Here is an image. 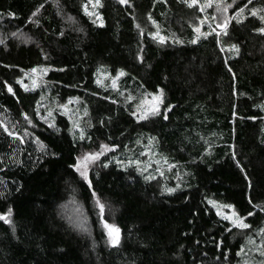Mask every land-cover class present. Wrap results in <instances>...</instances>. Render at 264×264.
<instances>
[{
	"label": "trees",
	"instance_id": "16d2710c",
	"mask_svg": "<svg viewBox=\"0 0 264 264\" xmlns=\"http://www.w3.org/2000/svg\"><path fill=\"white\" fill-rule=\"evenodd\" d=\"M89 1L0 0V115L10 121L0 119V215L11 220H0V264L252 260L244 249L264 250V0H221L237 14L224 32L205 26L198 37L191 22L205 0H100L102 24L85 13ZM155 23L170 40L152 37ZM38 68L41 86L23 88ZM101 70L124 72L129 93L160 91L159 114L138 119L97 83ZM73 99L80 131L64 114L43 118ZM145 150L162 175L141 170ZM97 152L85 180L72 166ZM105 222L119 228L118 246Z\"/></svg>",
	"mask_w": 264,
	"mask_h": 264
},
{
	"label": "rangeland",
	"instance_id": "374dc122",
	"mask_svg": "<svg viewBox=\"0 0 264 264\" xmlns=\"http://www.w3.org/2000/svg\"><path fill=\"white\" fill-rule=\"evenodd\" d=\"M191 6L195 5L192 4L191 1L189 2ZM196 3H199L197 0ZM200 4V3H199ZM217 4H220L221 7H224L225 5L228 6L227 12H220L217 10ZM233 4L223 2L221 0H205L204 4L200 5V8L198 10L201 12V15L199 16V20L197 22H194V20L191 22V25H193L197 37L202 35L204 33V27H212L217 31L218 34L224 32L235 15L237 13L233 12ZM99 4H95V0H90L89 3L85 6L84 11L85 13L91 17L94 21H97L98 24H102L101 17L99 14ZM225 19L227 20V26L226 28L218 27V25H222L225 22ZM155 32L152 33V37L156 39L158 42L161 41V37H163V42L166 40H170L171 38L168 37L164 33L163 27L161 28L158 24L155 23ZM196 29H199V32L196 31ZM23 38V37H22ZM24 40L28 41V38H23ZM45 73V70L42 68L36 69L35 72H32V70L25 73L24 77L20 80V84L23 88L30 90V89H36L41 86L42 82V76ZM123 73V74H121ZM124 72H120L116 75H111L109 72L101 70L98 73L97 77V83L104 89L111 90L113 94L120 96L122 99H124L126 102L130 103V105L133 107L134 114L138 119H141L140 116L143 113L145 115V118L150 117L154 115L150 108L153 104L158 106V109H161L162 102L153 100V97L160 96L163 100L162 94L160 91L156 93H150L144 91L142 88H137L136 93H129L128 89L124 87ZM51 113V115H49ZM64 114L66 115L73 123L74 127L77 131L81 130L80 121L82 119V112L77 107V101L76 100H69L64 104H59L56 106V108H48L46 109L43 118L47 120L49 123L52 122V119L57 114ZM143 118V119H145ZM0 119L3 121V123L9 124L10 121L7 117L4 115H0ZM26 139H29L30 136L28 134H25ZM144 161L140 164V168L143 171L148 172L149 174H153V177H157L158 175H162V168H159L158 164V158H156L151 151H144ZM169 167V166H168ZM167 167V168H168ZM217 214L224 219L225 216L230 217L231 219H225L229 221L231 224H233V220L239 217L232 207H227L228 205H222L220 203H214L213 204ZM235 214V215H233ZM240 218V217H239ZM76 223L78 224L80 229H85L87 224H84L81 220H76ZM234 225V224H233ZM83 226V227H81ZM104 230L106 232V235L108 237L107 240H109V236L107 233V229L105 228V225L103 226ZM120 236V235H119ZM253 241V240H252ZM254 242L248 243L249 246H253ZM259 249L251 250V247L248 249H244V252L242 254L243 258H246L248 260L249 258H252V260L247 261V264H254L253 263V256L257 257L260 254ZM261 262V259H259ZM261 264V263H260Z\"/></svg>",
	"mask_w": 264,
	"mask_h": 264
},
{
	"label": "snow or ice",
	"instance_id": "6c2138e0",
	"mask_svg": "<svg viewBox=\"0 0 264 264\" xmlns=\"http://www.w3.org/2000/svg\"><path fill=\"white\" fill-rule=\"evenodd\" d=\"M126 2H127V0H120V3H126ZM249 2H251V0H249ZM99 3H100V0H95V4H99ZM191 3L195 4L196 0H191ZM217 10L220 11V12H227L228 6L225 5L224 7H221L220 4H217ZM243 11H244L243 8L240 9V12H243ZM251 14L255 16L256 12L253 11ZM33 15H35V13ZM261 20H264V17H261ZM226 26H227V20L226 19H225L224 24L218 25V27H222V28H226ZM196 31L199 32V29H196ZM258 31L261 32V33H264V28H259ZM225 34H227V33H225ZM161 41L163 42V37H161ZM194 42L195 41H193V43ZM0 43H2V41H0ZM232 47L235 48V50L237 52L239 51L238 48H236L235 45H233ZM35 71H36V69H32V72H35ZM121 74H123V73H121ZM8 91L12 92V88L9 87ZM153 100L162 102V99H161L160 96L153 97ZM150 111L153 114H159L158 106L155 105V104L152 105V107L150 108ZM49 115H51V113H49ZM25 118L27 119V117H25ZM140 118L141 119L145 118V115L142 113ZM165 118H167V117L165 116ZM5 131H8L7 128H5ZM8 134L9 135H14V133H12V132H9ZM16 138L20 139V141L23 142V138L22 137L16 136ZM81 139H83V133L82 132H81ZM102 147L107 148V145H104ZM100 155H102L101 152L86 154L82 158H79L77 160V163L74 164L72 167L75 168V170L80 174V176L82 178L87 180L88 179V176H87V164H88V162L97 160ZM104 166L106 167L107 165H104ZM148 178L149 177H146V179H148ZM89 186H91V182L90 181H89ZM168 191L171 192V191H173V189H168ZM93 196H95V192H93ZM210 203L214 204L215 202H210ZM97 204L99 205L101 212H103L104 205L102 203H100L99 200H97ZM227 207H231V206L229 205ZM9 214H10V210H9ZM233 215H235V214H233ZM249 215H251V213H249ZM224 219H231V218L228 217V216H225ZM0 220H3L5 223L11 224V220L9 219L8 216L0 215ZM232 222H233V224L236 227L241 228V229H247V228L250 227L249 224L244 223L243 219L239 218V217L234 219ZM105 228L107 229V233H108V236H109V243L112 246H118L119 243H120V236H119L120 230H119V228H117V227H115L113 225H109V224H107V222H105ZM259 232L262 235H264V229H260ZM252 242L253 241H251V239H250L249 243H252ZM261 247H262V249H264V244H262ZM260 254H261V256H264V250H261ZM245 264H247V262H245ZM261 264H264V261H262Z\"/></svg>",
	"mask_w": 264,
	"mask_h": 264
}]
</instances>
